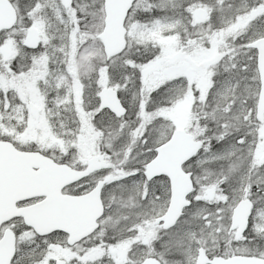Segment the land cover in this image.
<instances>
[{"label": "snow or ice", "instance_id": "1", "mask_svg": "<svg viewBox=\"0 0 264 264\" xmlns=\"http://www.w3.org/2000/svg\"><path fill=\"white\" fill-rule=\"evenodd\" d=\"M0 264H264V0H0Z\"/></svg>", "mask_w": 264, "mask_h": 264}]
</instances>
